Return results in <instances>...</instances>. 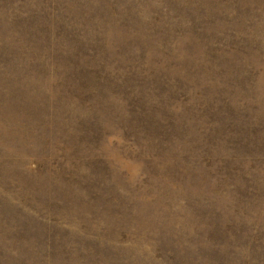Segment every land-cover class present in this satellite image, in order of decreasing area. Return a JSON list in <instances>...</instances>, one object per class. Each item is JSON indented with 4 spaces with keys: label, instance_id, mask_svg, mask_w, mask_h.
Segmentation results:
<instances>
[{
    "label": "rangeland",
    "instance_id": "rangeland-1",
    "mask_svg": "<svg viewBox=\"0 0 264 264\" xmlns=\"http://www.w3.org/2000/svg\"><path fill=\"white\" fill-rule=\"evenodd\" d=\"M0 264H264V0H0Z\"/></svg>",
    "mask_w": 264,
    "mask_h": 264
}]
</instances>
